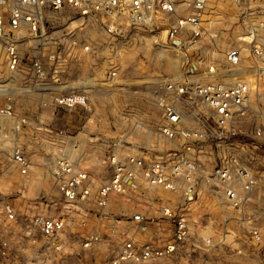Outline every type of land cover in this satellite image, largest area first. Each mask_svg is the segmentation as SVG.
Here are the masks:
<instances>
[{"label":"built area","instance_id":"2783aa9c","mask_svg":"<svg viewBox=\"0 0 264 264\" xmlns=\"http://www.w3.org/2000/svg\"><path fill=\"white\" fill-rule=\"evenodd\" d=\"M215 1L0 0V56L10 79L22 77L25 91L46 90L47 54L37 48L70 13L111 34L160 32L164 46L189 50L200 47ZM225 1L240 6L243 16L264 8V0ZM262 25L247 26L244 44L225 51L223 68L211 62L204 73L187 69L168 78L155 97L162 112L155 134L162 144L111 140L102 182L59 156L50 167L54 193L31 198L24 213L17 214L0 189V264H217L219 258L220 264H264V130L243 122L254 89L248 77L255 64L264 72ZM22 42L33 48L25 56ZM115 75L111 67L104 76ZM4 87L10 86H0V93ZM52 95L64 109L88 104L80 90ZM0 118L15 130L30 124L26 111L10 105H0ZM211 150L215 164L208 167ZM11 159L20 175L29 173L32 162L22 151L13 150ZM35 204L54 210L35 212ZM94 218L107 227L80 231Z\"/></svg>","mask_w":264,"mask_h":264},{"label":"rangeland","instance_id":"374dc122","mask_svg":"<svg viewBox=\"0 0 264 264\" xmlns=\"http://www.w3.org/2000/svg\"><path fill=\"white\" fill-rule=\"evenodd\" d=\"M262 10L263 7H255L253 15L243 16L240 6L216 0L208 11L207 31L200 47L189 50L164 46L160 32L149 34L126 28L120 34H111L95 22L80 23L70 13L71 18L49 28L47 38L37 48L39 53L47 54L42 57L47 70L43 81L46 90L31 86L25 91L27 86L24 89L22 77L10 79L0 56V86H10L0 93V105L26 111L31 119L27 128L15 130L8 120L0 118V189L14 203L17 214L24 213L31 198L42 191L52 196L54 182L50 167L59 156L74 160L93 174L97 182H102L109 172L104 157L111 140L124 137L162 144L155 134L162 120L155 102L157 91L168 78L187 69L194 74L204 73L211 62L218 69L223 68L225 51L230 46L244 44L249 34L247 26L263 24L264 27ZM25 42L20 47L23 56L33 50ZM244 50L249 49L244 47ZM111 67L116 69V75L106 78L104 75ZM260 68L255 64L248 77L254 89L251 109L243 122L264 130V72ZM77 90L87 94V106L68 110L54 105L53 93ZM16 148L32 162L25 176L19 174L11 159ZM213 151L206 161L208 167L215 164ZM255 165L257 169L261 166L257 161ZM33 209L43 213L54 210L38 204ZM96 220L91 219L85 227L79 226L80 231L107 227ZM218 228L207 229L215 232ZM68 264L76 263L71 260Z\"/></svg>","mask_w":264,"mask_h":264},{"label":"crops","instance_id":"0c3cea01","mask_svg":"<svg viewBox=\"0 0 264 264\" xmlns=\"http://www.w3.org/2000/svg\"><path fill=\"white\" fill-rule=\"evenodd\" d=\"M30 123H31V119H30ZM262 191V196H261V201H260V204H259V206H261V207H263L264 208V187H263V189L261 190ZM219 210V209H218ZM218 213V214H217ZM221 214H220V212H217L216 211V219L217 220H221V216H220ZM110 230L109 229H107V232H109ZM223 258H219V259H217L216 261H217V264H220V261L222 260ZM171 264H184L183 262H173V263H171ZM207 264H215V263H213L212 261H210V260H208L207 261Z\"/></svg>","mask_w":264,"mask_h":264},{"label":"bare ground","instance_id":"6f19581e","mask_svg":"<svg viewBox=\"0 0 264 264\" xmlns=\"http://www.w3.org/2000/svg\"><path fill=\"white\" fill-rule=\"evenodd\" d=\"M242 39V38H241Z\"/></svg>","mask_w":264,"mask_h":264}]
</instances>
